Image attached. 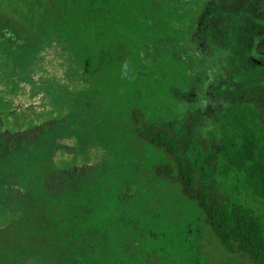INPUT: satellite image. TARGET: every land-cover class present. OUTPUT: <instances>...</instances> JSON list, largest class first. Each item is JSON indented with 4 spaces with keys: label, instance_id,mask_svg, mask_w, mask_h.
Returning <instances> with one entry per match:
<instances>
[{
    "label": "trees",
    "instance_id": "1",
    "mask_svg": "<svg viewBox=\"0 0 264 264\" xmlns=\"http://www.w3.org/2000/svg\"><path fill=\"white\" fill-rule=\"evenodd\" d=\"M54 1L45 23L55 43H43L42 64L30 54L0 76V264H163L144 251L148 230L113 223L117 193L99 171L113 158L109 131L118 127L107 104L138 68L150 67L148 49L174 20L195 13L183 0ZM121 114L134 146L162 154L151 168L155 178L194 206L214 243L264 264V211L243 201L264 210V123L253 106L219 97L223 147L215 157L211 142L198 137V112L188 113L182 134L136 105ZM73 154L84 167H68ZM194 252L204 264L200 238Z\"/></svg>",
    "mask_w": 264,
    "mask_h": 264
},
{
    "label": "rangeland",
    "instance_id": "2",
    "mask_svg": "<svg viewBox=\"0 0 264 264\" xmlns=\"http://www.w3.org/2000/svg\"><path fill=\"white\" fill-rule=\"evenodd\" d=\"M183 1L195 17L174 20L172 31L148 49L150 67L138 68L127 88L115 89L108 98L107 114L118 127L109 131L113 158L101 163L100 179L114 182L111 188L117 193L119 211L114 212L113 223L149 231L142 235L148 258L163 264L191 260L200 264L197 253H191L200 238L204 264H252L214 243L194 206L155 178L151 168L162 154L142 143L134 146L131 134L120 125L121 111L136 105L153 123L172 126L182 134L188 113L198 112L203 117L198 137L211 142L210 154L215 157L223 147L217 121L219 97L251 104L264 123V21L260 19L264 0ZM54 8V0H0V76L7 69H18L30 54L42 64L43 43H55L45 23V15ZM30 38L33 46L27 42ZM129 94L139 99L131 102ZM74 158L70 156L68 167L85 166ZM243 201L263 213V207L250 198Z\"/></svg>",
    "mask_w": 264,
    "mask_h": 264
}]
</instances>
